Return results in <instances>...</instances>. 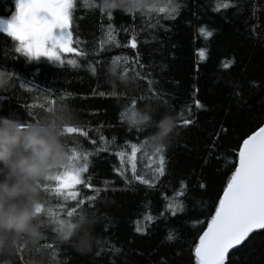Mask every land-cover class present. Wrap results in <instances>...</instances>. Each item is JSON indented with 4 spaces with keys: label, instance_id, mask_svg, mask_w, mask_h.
Listing matches in <instances>:
<instances>
[{
    "label": "trees",
    "instance_id": "16d2710c",
    "mask_svg": "<svg viewBox=\"0 0 264 264\" xmlns=\"http://www.w3.org/2000/svg\"><path fill=\"white\" fill-rule=\"evenodd\" d=\"M158 2L161 6L171 3L172 8L143 17L137 13L133 18L120 10L101 11V0H73L71 46L85 55L62 53V63L16 52L18 41L0 31V69L13 74L9 86L0 91V116L24 125L38 119L46 104L67 106L76 117L75 126L87 136L65 133L66 151L73 143L89 150L84 178L94 186H77L81 195L94 196V206L86 205L87 214L72 225L71 241L56 242L58 256L48 246L53 241L49 229L57 221L48 217L40 191L43 215L36 208L34 224L39 238L42 232L47 233L48 242L37 246L39 238L32 243L25 236L10 242L15 251L18 243L26 244V264H192L190 248L195 230L184 224L185 217L202 215L199 201L210 205L218 199L233 167L234 149L264 114V0ZM14 11L15 0H0V19L7 21ZM109 11L113 16L108 15ZM200 27L213 34L206 36ZM130 39L136 41L135 49L129 45ZM69 60L75 63L69 64ZM141 63L156 72L158 91L167 104L157 111L154 101L144 99L135 105V110L152 113L154 120L170 116L175 123L163 146L167 157L165 174L154 187L139 182L127 186L113 171L121 164L115 152L131 151V143L125 141L139 145L152 131L140 129L137 136V129H130L120 116L130 106L133 95L139 96L134 86L122 82L125 67L135 69ZM111 69H115L114 74ZM131 75L129 72L124 78L130 81ZM237 83L242 85L240 99L234 97ZM114 92L116 95H112ZM197 100L203 108H197ZM182 119L194 123L184 125ZM219 121L228 129L219 143L217 155L222 158L205 165L204 145L208 134H214L213 126L219 130ZM101 135L105 137L103 142ZM155 148L149 146L152 164L157 163ZM199 178L206 182V189L194 186ZM181 179L187 183V194L177 199L185 202L186 213L158 219L147 225L149 230L144 234L134 231L145 227V211L150 209L158 217L166 202H176L166 201L165 195L171 198L180 188ZM66 220L61 226L65 233L69 231ZM88 231L93 238L91 249L78 251L74 241ZM166 235L173 237L172 244L164 240ZM13 254L0 253V264L7 259L18 262L19 256ZM161 256L165 261H160ZM228 264H264V234L258 233L238 247L229 256Z\"/></svg>",
    "mask_w": 264,
    "mask_h": 264
},
{
    "label": "snow or ice",
    "instance_id": "6c2138e0",
    "mask_svg": "<svg viewBox=\"0 0 264 264\" xmlns=\"http://www.w3.org/2000/svg\"><path fill=\"white\" fill-rule=\"evenodd\" d=\"M101 11L105 7L99 5ZM73 0H15V11L7 21L0 20V31L6 33L9 37L18 41L16 52L22 53L30 58L39 56L47 57L50 61L62 63V53H75L77 56H84L85 53L78 48L71 46L72 33L69 31L70 22L73 17ZM168 8H172L169 3L161 6L158 0H151V3L139 11L123 12L130 14L133 18L139 13L142 17L146 14L164 13ZM173 11H176L173 9ZM40 13H46L49 19L40 16ZM109 16H113L111 11ZM247 25V20L243 21ZM255 27V25H253ZM53 28L61 29V33L55 40L52 39ZM199 31L206 36H211V31H205L203 27ZM49 42L50 46L45 47ZM129 45L135 49L137 47L135 40H129ZM201 59L204 58L203 52L200 53ZM69 64H74V60H69ZM146 63V62H145ZM145 63L139 64L135 69L125 67L124 77L131 72L130 81L122 77L123 83H130L139 93L134 94L129 101L130 106H126L120 113L121 119L131 110H135V105L141 100L147 99L154 101L159 106L167 104V100L158 91L157 74L152 68L145 67ZM223 67H229L228 64H222ZM156 79L154 83L153 80ZM255 83V82H253ZM236 91L234 97L242 98V85H235ZM116 95V93H112ZM61 103L46 104L44 111L49 110ZM197 108H203L204 105L197 100ZM183 116V113H180ZM259 123L246 133L237 144L233 167L227 174L226 181L223 183L222 192L218 194V199L205 205L199 201L202 206V215L197 217H185L184 224L190 225L194 231V238L191 241V262L192 264H228L229 256L243 247L258 233L264 234V114L259 117ZM181 123L189 125L194 123L190 119H182ZM21 127L23 124L20 125ZM219 130L214 125V134L209 133L204 145L205 156L203 157L205 165L212 160L219 161L222 157L217 155L219 143L224 135H227V127L223 121L218 122ZM140 129H137V136ZM65 133H80L87 136V133L77 126H66ZM64 133V134H65ZM105 137L100 136L103 142ZM95 144V141H90ZM65 143V141H64ZM131 143V151L126 153L123 149L115 152L117 159L121 161L119 167H114L113 171L119 175L125 185L132 186L134 182L141 185L154 187L159 178L165 174V165L167 161L164 147H156V164H152L153 155L149 153V146L145 141L139 145L135 142L125 141V144ZM83 151L81 157L80 152ZM67 164L65 166L52 169L40 181L38 186L43 197V207L47 209L48 217L57 221L51 225L50 231L53 241L48 246L56 250L59 255V244L57 241L67 242L74 238L72 225L82 217L85 212V206H94V196L89 194L81 195L79 187L93 189L94 186L84 178V173L88 168L90 152L87 149L77 148L75 143L66 151ZM126 157V162H125ZM226 159V157H225ZM145 160L148 163H145ZM151 170V174H149ZM131 175H127V173ZM180 188L173 192L172 197L165 195V200H176L166 202L161 209L159 216H154L151 210L143 214L145 221L144 228H135L134 231L144 234L148 231L147 225L154 223L158 219L174 218L177 214L186 213V204L179 197H185L187 194V183L184 179L180 180ZM200 189H206L207 184L199 178L196 185ZM164 195V194H162ZM206 211L207 215H203ZM37 213L43 215L42 207L37 206ZM65 214L68 219H65ZM65 220L69 225V231L65 233L61 227ZM178 235V233H177ZM164 240L172 244L174 239L171 235H166ZM41 242H48V235L42 232L41 237L35 245L39 246ZM26 244L20 242L16 245V251L13 255L19 256V261L7 259L4 264H26L24 252ZM160 261H165L161 256Z\"/></svg>",
    "mask_w": 264,
    "mask_h": 264
},
{
    "label": "clouds",
    "instance_id": "9594fccd",
    "mask_svg": "<svg viewBox=\"0 0 264 264\" xmlns=\"http://www.w3.org/2000/svg\"><path fill=\"white\" fill-rule=\"evenodd\" d=\"M150 3L151 0H101L105 9L123 12L139 11ZM110 71L115 73V69ZM12 76L0 69V91L9 86ZM123 119L130 129H152L146 137L150 147L164 146L175 128L172 117L154 120L152 113L143 109L129 111ZM75 122L76 117L65 105L50 108L22 127L17 120L0 116V253L13 254L10 242L21 236L32 243L39 238L34 224L41 200L37 182L52 169L67 164L65 127L75 126ZM92 244L90 231L74 241L82 252L90 250Z\"/></svg>",
    "mask_w": 264,
    "mask_h": 264
},
{
    "label": "water",
    "instance_id": "95a60500",
    "mask_svg": "<svg viewBox=\"0 0 264 264\" xmlns=\"http://www.w3.org/2000/svg\"><path fill=\"white\" fill-rule=\"evenodd\" d=\"M39 15L43 16L45 19H49L50 20V17H48L46 13H40ZM0 20H4V19H0ZM4 21H6V20H4ZM61 31H62L61 29L53 28V30H52V39L55 40L56 38H58L60 33H61ZM1 32L4 33L3 31H1ZM4 34H6V33H4Z\"/></svg>",
    "mask_w": 264,
    "mask_h": 264
},
{
    "label": "rangeland",
    "instance_id": "374dc122",
    "mask_svg": "<svg viewBox=\"0 0 264 264\" xmlns=\"http://www.w3.org/2000/svg\"><path fill=\"white\" fill-rule=\"evenodd\" d=\"M49 46H50V43H49V42H46V43H45V47L47 48V47H49ZM41 57H42V58H47V57H44V56H39V57H37V58H41Z\"/></svg>",
    "mask_w": 264,
    "mask_h": 264
}]
</instances>
